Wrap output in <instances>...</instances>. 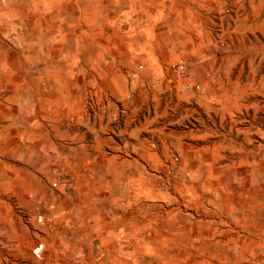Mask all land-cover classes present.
<instances>
[{"label": "rangeland", "instance_id": "rangeland-1", "mask_svg": "<svg viewBox=\"0 0 264 264\" xmlns=\"http://www.w3.org/2000/svg\"><path fill=\"white\" fill-rule=\"evenodd\" d=\"M264 264V0H0V264Z\"/></svg>", "mask_w": 264, "mask_h": 264}, {"label": "bare ground", "instance_id": "bare-ground-1", "mask_svg": "<svg viewBox=\"0 0 264 264\" xmlns=\"http://www.w3.org/2000/svg\"><path fill=\"white\" fill-rule=\"evenodd\" d=\"M86 264V263H85Z\"/></svg>", "mask_w": 264, "mask_h": 264}]
</instances>
